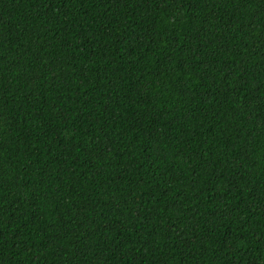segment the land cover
<instances>
[{
  "label": "trees",
  "instance_id": "trees-1",
  "mask_svg": "<svg viewBox=\"0 0 264 264\" xmlns=\"http://www.w3.org/2000/svg\"><path fill=\"white\" fill-rule=\"evenodd\" d=\"M0 264H264V0H0Z\"/></svg>",
  "mask_w": 264,
  "mask_h": 264
}]
</instances>
